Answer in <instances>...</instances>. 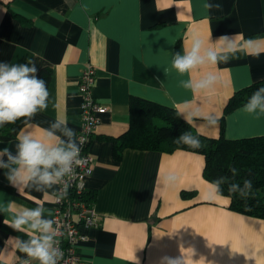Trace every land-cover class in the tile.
I'll list each match as a JSON object with an SVG mask.
<instances>
[{
  "label": "crops",
  "instance_id": "1",
  "mask_svg": "<svg viewBox=\"0 0 264 264\" xmlns=\"http://www.w3.org/2000/svg\"><path fill=\"white\" fill-rule=\"evenodd\" d=\"M209 30L212 42L237 33L264 38V0H0V62L24 64L35 54L37 74L50 70L48 107L20 130L38 135L64 119L77 135L78 80L87 65L95 70L93 97L107 112L88 147L93 172L86 198L100 221L77 246L84 264H162L181 256V246L194 250V261L203 257L201 264H264V220L231 211L229 199L202 195L208 187L202 155L125 148L114 156L115 140L129 130L132 98L174 110L185 101L200 106L219 117L214 127L190 126L207 138L222 128L229 140L264 136V113L243 105L224 114L236 92L264 80V53L237 52L198 69L192 79L212 71L219 81L196 94L181 84L189 74L172 68V55L183 53L190 34L206 37ZM16 142L0 139V149L14 153ZM169 173L179 177L174 185L163 182ZM55 191L53 185L20 194L0 169V264H20L25 254L9 238H28L3 221L38 204L51 219Z\"/></svg>",
  "mask_w": 264,
  "mask_h": 264
},
{
  "label": "clouds",
  "instance_id": "2",
  "mask_svg": "<svg viewBox=\"0 0 264 264\" xmlns=\"http://www.w3.org/2000/svg\"><path fill=\"white\" fill-rule=\"evenodd\" d=\"M204 7L212 8L213 5L206 3ZM211 35V30L206 37L199 32L190 34L183 53L172 55V68L181 75L189 74L188 80L181 81L182 86L194 94L211 91L219 81V77L212 71H207L199 79H192V73L198 69L226 62L229 54L237 52L257 58L264 53V38L245 39L242 34L237 33L233 36L221 35L212 42ZM34 55L24 64L0 62V127L15 124L21 118H24L26 125L31 126L29 122L35 114L48 107L49 92L45 81L37 76L38 69L32 59ZM175 110L177 116H182L189 126L214 127L219 122V117L205 113L200 106L189 101L176 105ZM243 110L248 113H264V87L252 94ZM16 141L14 153L9 148L0 149V169L6 170L9 183L20 194L26 188L34 187L43 191L57 184H63L66 190L69 181L76 175V168L85 163L80 156L83 142L77 141L75 131L68 127L64 119H57L48 128L41 129L38 135L22 129L18 132ZM176 143L192 149L201 147L198 136L187 131L176 139ZM178 179L177 175L169 173L163 177V182L174 185ZM223 179L206 181L208 187L202 195L209 201L216 198L228 199L223 196ZM251 189V180H245L243 187L235 183L228 187L230 194L239 193L242 197L249 195ZM47 211L41 204L34 208L22 207L11 220L3 221L14 231L28 237L9 238V241L14 242V247L25 254L20 264H33L34 261L36 264H59L61 261L63 254L57 239L60 236L59 226L54 219L45 216ZM180 251L181 256L164 257L162 264H201V261H205L203 257L194 261L192 248L184 249L181 246Z\"/></svg>",
  "mask_w": 264,
  "mask_h": 264
},
{
  "label": "trees",
  "instance_id": "3",
  "mask_svg": "<svg viewBox=\"0 0 264 264\" xmlns=\"http://www.w3.org/2000/svg\"><path fill=\"white\" fill-rule=\"evenodd\" d=\"M37 76L44 80L47 86L50 70L43 68ZM261 87H264V80L236 92L228 101L224 114L245 105L252 94ZM24 125H26L24 118H21L15 124L0 127V139L5 141L14 139ZM185 131L198 136L200 148L192 149L176 143V139ZM114 144L116 159L125 148L160 153L181 150L202 155L203 178L206 181L224 178L221 188L223 196L230 200L229 209L241 215L264 220V136L229 140L225 138L222 128L217 138H207L192 130L181 117L177 116L176 110L132 98L129 130L115 140ZM245 180L252 182L249 195L242 197L239 193H229L230 184L235 183L243 187ZM87 201L89 202V199Z\"/></svg>",
  "mask_w": 264,
  "mask_h": 264
},
{
  "label": "built area",
  "instance_id": "4",
  "mask_svg": "<svg viewBox=\"0 0 264 264\" xmlns=\"http://www.w3.org/2000/svg\"><path fill=\"white\" fill-rule=\"evenodd\" d=\"M95 70L87 65L83 68L78 80V94L81 98L80 128L76 135L82 141L80 156L85 163L76 168V175L69 181L65 190L63 184L56 185L51 219L59 226L58 247L62 251L59 264H84L77 253V246L87 241L86 232L99 226V217L93 206L87 201V180L93 172V158L88 151L92 136L106 114L107 108L93 97L96 81ZM54 225V226H56Z\"/></svg>",
  "mask_w": 264,
  "mask_h": 264
}]
</instances>
